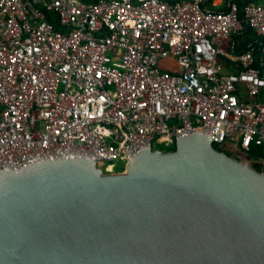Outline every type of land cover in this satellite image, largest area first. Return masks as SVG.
<instances>
[{
    "label": "built area",
    "instance_id": "built-area-1",
    "mask_svg": "<svg viewBox=\"0 0 264 264\" xmlns=\"http://www.w3.org/2000/svg\"><path fill=\"white\" fill-rule=\"evenodd\" d=\"M243 10L239 0H0V170L63 154L121 168L200 131L223 149L264 150V0ZM246 27L258 53L236 50Z\"/></svg>",
    "mask_w": 264,
    "mask_h": 264
},
{
    "label": "water",
    "instance_id": "water-1",
    "mask_svg": "<svg viewBox=\"0 0 264 264\" xmlns=\"http://www.w3.org/2000/svg\"><path fill=\"white\" fill-rule=\"evenodd\" d=\"M106 161L0 170V264H264V171L210 135Z\"/></svg>",
    "mask_w": 264,
    "mask_h": 264
},
{
    "label": "trees",
    "instance_id": "trees-1",
    "mask_svg": "<svg viewBox=\"0 0 264 264\" xmlns=\"http://www.w3.org/2000/svg\"><path fill=\"white\" fill-rule=\"evenodd\" d=\"M252 0H239V7H240V14L243 15V9L244 5ZM239 40H241V45L236 49L237 52H242L249 50L251 48H255L256 52H259V48L261 46V40L256 33L250 29L249 27H246L245 32L243 35L237 37ZM217 149L224 151L228 153L231 156H234L232 152H228L226 149H223L220 145H215ZM176 145H172L170 147H160L161 150L164 151H173L175 150ZM249 155L253 159L252 166L256 168L259 171H264V168L261 166V164L258 162L260 158L264 157V150L261 148L253 147L251 152H249Z\"/></svg>",
    "mask_w": 264,
    "mask_h": 264
},
{
    "label": "rangeland",
    "instance_id": "rangeland-1",
    "mask_svg": "<svg viewBox=\"0 0 264 264\" xmlns=\"http://www.w3.org/2000/svg\"><path fill=\"white\" fill-rule=\"evenodd\" d=\"M161 67H163L166 70H169L171 72L177 71L178 66L176 64H174V62L172 60H162L160 62ZM228 152H232L234 157L242 160L243 162L252 165L253 164V159L250 158L248 155L249 153L241 150V149H226ZM104 167H105V163H104Z\"/></svg>",
    "mask_w": 264,
    "mask_h": 264
},
{
    "label": "crops",
    "instance_id": "crops-1",
    "mask_svg": "<svg viewBox=\"0 0 264 264\" xmlns=\"http://www.w3.org/2000/svg\"><path fill=\"white\" fill-rule=\"evenodd\" d=\"M89 1H100V0H89ZM218 7H226V6H218Z\"/></svg>",
    "mask_w": 264,
    "mask_h": 264
}]
</instances>
